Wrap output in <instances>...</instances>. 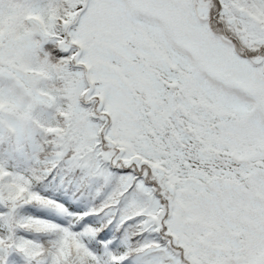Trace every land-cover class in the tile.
<instances>
[{"label":"snow or ice","instance_id":"1","mask_svg":"<svg viewBox=\"0 0 264 264\" xmlns=\"http://www.w3.org/2000/svg\"><path fill=\"white\" fill-rule=\"evenodd\" d=\"M0 264H264V0H0Z\"/></svg>","mask_w":264,"mask_h":264}]
</instances>
